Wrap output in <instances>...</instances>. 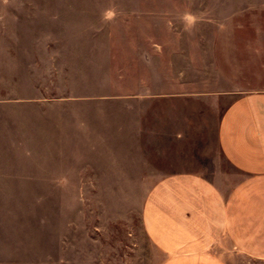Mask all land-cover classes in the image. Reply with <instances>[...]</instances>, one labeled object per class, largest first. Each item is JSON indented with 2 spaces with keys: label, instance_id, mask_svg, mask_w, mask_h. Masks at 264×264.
<instances>
[{
  "label": "crops",
  "instance_id": "crops-1",
  "mask_svg": "<svg viewBox=\"0 0 264 264\" xmlns=\"http://www.w3.org/2000/svg\"><path fill=\"white\" fill-rule=\"evenodd\" d=\"M197 3L198 30L137 13L139 44L128 51L142 94L129 97L144 112L123 125L124 147L138 151V169L123 174L151 186L141 215L159 264H264V0ZM43 149L44 190L60 192L62 145ZM34 181L33 145L0 140V262L22 252Z\"/></svg>",
  "mask_w": 264,
  "mask_h": 264
},
{
  "label": "rangeland",
  "instance_id": "rangeland-1",
  "mask_svg": "<svg viewBox=\"0 0 264 264\" xmlns=\"http://www.w3.org/2000/svg\"><path fill=\"white\" fill-rule=\"evenodd\" d=\"M139 12L144 24L170 18L182 30L188 19L198 30L197 0H0V140L33 145L35 176L22 252H2L0 264L162 260L142 223L151 186L122 170L138 169L123 125L144 112L143 99L129 97L142 94L141 78L132 75L141 65L128 51L139 44ZM58 141L66 181L53 192L41 181L43 144L52 152Z\"/></svg>",
  "mask_w": 264,
  "mask_h": 264
}]
</instances>
